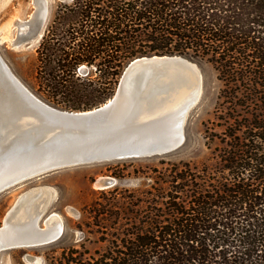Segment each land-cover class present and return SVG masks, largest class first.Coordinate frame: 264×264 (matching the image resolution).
<instances>
[{"label": "rangeland", "instance_id": "1", "mask_svg": "<svg viewBox=\"0 0 264 264\" xmlns=\"http://www.w3.org/2000/svg\"><path fill=\"white\" fill-rule=\"evenodd\" d=\"M38 1L0 0V55L49 106H102L142 56H184L201 89L176 149L0 193V226L34 187L51 191L38 226L52 213L62 223L55 241L2 250L0 264H264V0H47L36 41L12 47ZM104 177L114 183L97 187Z\"/></svg>", "mask_w": 264, "mask_h": 264}, {"label": "water", "instance_id": "2", "mask_svg": "<svg viewBox=\"0 0 264 264\" xmlns=\"http://www.w3.org/2000/svg\"><path fill=\"white\" fill-rule=\"evenodd\" d=\"M41 19L37 7L30 20L26 21L28 28L25 33H20V38L34 39L40 32ZM175 76L180 80H193L196 86L184 108L185 119L198 99L201 76L192 61L177 55L133 59L124 69L111 102L92 112L76 113L56 109L38 99L12 73L0 55V164L6 161L9 167H18L0 180V193L60 169L149 157L176 149L136 144L92 146V139L106 140L99 134L117 115L135 111L137 104L150 90L152 92L154 85L166 83L168 78ZM125 130H129L128 127ZM106 182L111 185L114 180ZM24 241L14 240L11 245H0V251L28 245L26 243L29 242Z\"/></svg>", "mask_w": 264, "mask_h": 264}, {"label": "bare ground", "instance_id": "3", "mask_svg": "<svg viewBox=\"0 0 264 264\" xmlns=\"http://www.w3.org/2000/svg\"><path fill=\"white\" fill-rule=\"evenodd\" d=\"M46 3L47 0H39L37 3L38 13L42 18L41 24L46 17ZM18 24L17 35L25 33L28 23L20 22ZM38 35L34 39L27 38L22 40V38H19V41L13 40L11 46L18 47L22 43L30 46L36 41ZM195 88L193 80H180L176 76L168 78L166 83H157L154 85L152 92L150 90L137 104L138 108H135V111L127 112L125 110L126 114L123 115L125 113L123 112L121 113L122 116H120L121 114L117 115L112 123L102 129L103 132L99 136L106 140L92 139V146L136 144L149 147L165 146V148H177L182 141L185 120L184 108ZM111 101L112 99L98 108L85 112L95 111ZM125 127H128L129 130H125ZM17 168L14 165L9 167L6 161L2 162L0 164V180L8 177ZM104 179L108 178H100L95 185L97 187L109 185ZM50 196L51 191L47 187H34L23 192L8 210L2 221L0 245H11L14 240H25L24 242H29L26 243L28 245H17L12 248L36 246L58 239L62 233V223L57 213L46 216L45 227L41 228L38 226L39 220L46 211ZM39 241L41 243H38Z\"/></svg>", "mask_w": 264, "mask_h": 264}, {"label": "trees", "instance_id": "4", "mask_svg": "<svg viewBox=\"0 0 264 264\" xmlns=\"http://www.w3.org/2000/svg\"><path fill=\"white\" fill-rule=\"evenodd\" d=\"M192 243H188L189 245V247H191V249L193 250L191 253H190V257L192 258L193 256H195L194 255V253L196 252V251H198L199 249H200V246H198V245H195L194 246V243L193 242H196L197 243V241L195 240V241H192V239H189ZM193 261V262H192ZM192 263H195V264H202V263H200L199 262V260L197 261L194 257L192 258ZM191 263V264H192Z\"/></svg>", "mask_w": 264, "mask_h": 264}]
</instances>
